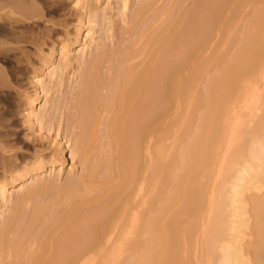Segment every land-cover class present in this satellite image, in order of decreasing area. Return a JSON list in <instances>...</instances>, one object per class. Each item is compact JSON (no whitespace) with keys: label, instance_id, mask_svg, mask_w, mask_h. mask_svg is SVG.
I'll return each instance as SVG.
<instances>
[{"label":"bare ground","instance_id":"1","mask_svg":"<svg viewBox=\"0 0 264 264\" xmlns=\"http://www.w3.org/2000/svg\"><path fill=\"white\" fill-rule=\"evenodd\" d=\"M249 1L0 0V264H264Z\"/></svg>","mask_w":264,"mask_h":264},{"label":"rangeland","instance_id":"2","mask_svg":"<svg viewBox=\"0 0 264 264\" xmlns=\"http://www.w3.org/2000/svg\"><path fill=\"white\" fill-rule=\"evenodd\" d=\"M257 3L255 2V1H253V0H250L249 2H248V5L245 7V9L243 10V12L239 15V17L234 21L235 23H233V25H232V31L233 32H236L238 29H240L241 27H242V25L245 23V21L252 15V12H253V9H254V7H255V5H256ZM228 16H231V13L229 12L228 13ZM80 48H82V46L81 47H79L78 49H80ZM234 50V46L231 44V45H228V54H231V52ZM96 53V50H94L93 51V54H88L87 55V57H86V61L87 60H89L93 55H96L95 54ZM85 61V62H86ZM215 73V72H214ZM80 76L79 77H77V76H75L74 77V79H72V82H74V83H72L73 84V86H75V84L80 80ZM69 117H70V115H69ZM71 118H72V115H71ZM168 144L170 145V146H172V148H176L177 146H178V142L175 144L172 140H169L168 141ZM74 147L75 146H73V148L72 149H74ZM70 166H71V164L66 168V170L65 171H62V174L60 175V179H59V181H58V183L59 184H61L62 186H65V185H67V183H68V176H70L69 174L71 173L70 172ZM58 173H59V171H58V169H56V171H52V175H58ZM81 173V169L79 170V174ZM50 173H48L47 174V176L49 175ZM77 174V173H76ZM56 177V176H55ZM11 192V191H10ZM9 192V193H10ZM15 197V199L13 200V202H15L16 201V195H14ZM11 205V204H10ZM9 208H10V206H9ZM9 210L10 209H8L4 214H5V216H9L10 214L8 213L9 212ZM198 253H199V250H198Z\"/></svg>","mask_w":264,"mask_h":264}]
</instances>
